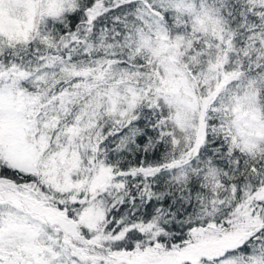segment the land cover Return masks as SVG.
Wrapping results in <instances>:
<instances>
[{
	"label": "snow or ice",
	"instance_id": "6c2138e0",
	"mask_svg": "<svg viewBox=\"0 0 264 264\" xmlns=\"http://www.w3.org/2000/svg\"><path fill=\"white\" fill-rule=\"evenodd\" d=\"M0 264H264V0H0Z\"/></svg>",
	"mask_w": 264,
	"mask_h": 264
}]
</instances>
